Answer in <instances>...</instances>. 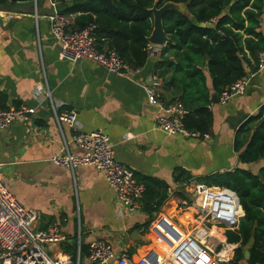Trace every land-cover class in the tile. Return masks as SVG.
<instances>
[{
	"label": "crops",
	"instance_id": "obj_1",
	"mask_svg": "<svg viewBox=\"0 0 264 264\" xmlns=\"http://www.w3.org/2000/svg\"><path fill=\"white\" fill-rule=\"evenodd\" d=\"M79 1L57 2L56 7L63 11ZM31 2H12L16 10L0 11V19L9 20L0 24V106L26 105L35 110L28 122L15 121L0 128V179L24 206L38 211L37 227L57 224L68 237L67 242L80 230L83 244L102 239L115 251H127L130 260L135 261L152 248L159 251L163 248L147 230L151 222L166 218L182 233L194 223L190 208L168 206L166 201L151 216L143 206L131 213H119L114 192L103 172L91 166H80L71 172L55 165L51 158L62 152L63 139L71 153L83 152L73 141L78 131L102 130L109 136L117 161L130 167L134 174L165 183L169 199L176 192L185 193L188 203L193 198L191 187L181 189L175 183L180 171L196 180L237 167L257 173L264 166V159L239 162L233 147L236 120L244 113L249 117L256 114L264 104V68L251 73L252 85L244 94L224 104L211 101L215 94L205 69L206 85L211 92L208 107L213 119L211 131L207 137L166 135L155 127L158 108L148 101L144 90L156 75L160 79V97L165 102L178 100L175 87H166L165 80L158 75L159 61H174L172 53L161 55L165 44L149 43L146 63L122 76L87 60L71 63L59 58V42L52 35L47 19L52 11L50 1L38 0L36 20ZM178 6L188 13L185 4ZM214 24L215 20L206 25ZM259 29L264 35V10ZM260 57L264 60V51ZM37 85H47L50 98L42 91L38 99L34 94ZM52 107L57 112L73 111L74 127L62 124L59 129ZM142 227L146 228L141 234L149 238L148 243L129 236ZM209 232L223 239L216 229ZM224 250L221 255H228L230 250L225 253ZM50 251L54 255L65 252L62 244ZM84 258L85 255L83 260L88 264Z\"/></svg>",
	"mask_w": 264,
	"mask_h": 264
},
{
	"label": "trees",
	"instance_id": "obj_2",
	"mask_svg": "<svg viewBox=\"0 0 264 264\" xmlns=\"http://www.w3.org/2000/svg\"><path fill=\"white\" fill-rule=\"evenodd\" d=\"M155 1L157 7L166 2L187 7L188 13L176 9L163 13L162 24L168 38L160 53L162 56L172 53L174 61L161 60L157 68L164 85L175 87L177 99L186 107L184 127L202 136L211 131L213 122L205 69L217 96L239 78L257 71L259 55L264 51V35L259 29L264 0H80L60 12L75 14L72 24L75 29L95 24L98 47L115 49L132 69H138L150 53L148 37L153 29L150 9ZM8 3L10 0H0V4ZM213 20V26L206 25ZM233 147L241 163L264 159V104L238 127ZM134 176L145 185L141 203L149 216L165 201L171 206L188 200L180 192L169 199L168 187L156 178ZM180 177L191 178L184 171L179 172L176 181ZM196 180L206 186L228 187L239 197L237 227H221L227 242L238 245L230 264H238L243 258V247H247V264H264V166L257 173L237 167ZM86 247L82 244L83 255ZM62 249L74 257L75 238L62 244ZM229 250L226 246L224 253Z\"/></svg>",
	"mask_w": 264,
	"mask_h": 264
},
{
	"label": "built area",
	"instance_id": "obj_3",
	"mask_svg": "<svg viewBox=\"0 0 264 264\" xmlns=\"http://www.w3.org/2000/svg\"><path fill=\"white\" fill-rule=\"evenodd\" d=\"M33 2V15L36 20L38 0ZM52 7L47 16L52 35L59 42V58L71 63L87 60L102 66L114 75H126L132 71L113 48H99L96 36V25L91 23L82 28L72 27L75 14L62 13L56 2L49 0ZM264 68V60L259 55L257 70ZM251 80V73L244 75L223 90L217 102L224 104L235 96L245 93ZM160 79L154 75L144 86L148 101L158 108L155 115V127L166 135H180L185 138L200 137L197 132L186 129L183 125L187 110L179 100L165 102L158 91ZM45 91L50 98V91L43 85L34 90L38 97ZM54 119L59 129L65 124L73 128L75 113L73 111L57 112L52 107ZM35 110L26 105L16 107H0V128H6L15 121L28 122ZM207 137L208 133L202 135ZM73 141L83 151L75 155L68 149L63 139V150L51 158L60 167L73 172L80 166H91L104 173L108 185L114 192L119 213L134 212L142 208L141 200L145 185L135 179L134 171L117 161L109 136L102 130L78 131ZM181 189L191 187L192 201H182L175 205L179 209L190 208L195 227L182 233L168 219L162 218L151 222L147 230L163 248L150 249L144 256L132 261L127 251H115L110 243L102 239H92L86 245L85 258L88 264H223L231 258L215 253V245L210 238H218L210 234L209 225L221 235V227L236 228L240 216V202L237 193L228 187L206 186L188 178L175 182ZM38 211L24 206L0 179V264H81L83 261L81 233L75 236L76 254L60 252L51 253L50 248L64 244L68 237L57 224H49L44 228L37 227ZM145 227L138 231L144 233ZM226 238V236H225ZM229 244V243H228ZM232 245V244H230ZM222 251V250H221ZM259 264V263H256Z\"/></svg>",
	"mask_w": 264,
	"mask_h": 264
},
{
	"label": "water",
	"instance_id": "obj_4",
	"mask_svg": "<svg viewBox=\"0 0 264 264\" xmlns=\"http://www.w3.org/2000/svg\"><path fill=\"white\" fill-rule=\"evenodd\" d=\"M16 1H25V0H11V2L8 4H0V11L9 12L12 9L16 10V6L12 4V2H16ZM31 4H33V2H31ZM169 9L180 10L178 3H173V2H166L163 6L157 7L156 1H155L153 6L151 7L150 10L153 14V29L151 31V34L148 37V41L150 44L156 45V46H163L167 42V36L165 34V31L163 29V24H162V16H163V13ZM180 11L184 12L183 10H180ZM11 20L13 19L10 18V21ZM4 21L6 23L9 22V20L1 18L0 24H3ZM251 85H252V80H250V83L248 86H251ZM216 100H217V95H215V97H213L211 101H216ZM248 117H249L248 114L244 113L239 119L236 120L235 128L238 129V127L241 124H243L247 120ZM129 236L132 240H135V241H142L143 243L149 242V238L146 235L141 234L137 229L133 230Z\"/></svg>",
	"mask_w": 264,
	"mask_h": 264
},
{
	"label": "rangeland",
	"instance_id": "obj_5",
	"mask_svg": "<svg viewBox=\"0 0 264 264\" xmlns=\"http://www.w3.org/2000/svg\"><path fill=\"white\" fill-rule=\"evenodd\" d=\"M195 223H197L196 219L194 220V223L189 224V225L187 224L188 225V227H187L188 228V231H191L192 228L196 226ZM193 224H194V226H193ZM208 227L210 229L213 228L210 225ZM222 236H223V239H220L221 237H218V238L212 237V238H210V243L213 244V245H215L214 252L215 253L216 252L217 253H220V255H221V250H223V248L225 249L226 245L232 244V245H230L231 248H232V252L229 253V254H231V256H230L231 258H229L228 261L223 262V264H230V261L233 259V256H234V249L237 247V244H234V243H229L228 244V242H227V240L225 238V235H222ZM246 250H247V247H243V254L244 255H243V258L238 261V264H247ZM81 264H85L84 263V260L82 261Z\"/></svg>",
	"mask_w": 264,
	"mask_h": 264
}]
</instances>
